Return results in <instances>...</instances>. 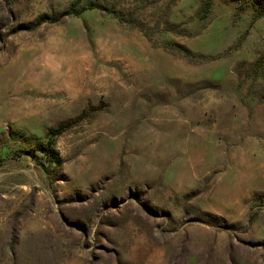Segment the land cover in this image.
I'll return each mask as SVG.
<instances>
[{"label":"rangeland","instance_id":"374dc122","mask_svg":"<svg viewBox=\"0 0 264 264\" xmlns=\"http://www.w3.org/2000/svg\"><path fill=\"white\" fill-rule=\"evenodd\" d=\"M76 1L0 0V264H264V0Z\"/></svg>","mask_w":264,"mask_h":264},{"label":"trees","instance_id":"16d2710c","mask_svg":"<svg viewBox=\"0 0 264 264\" xmlns=\"http://www.w3.org/2000/svg\"><path fill=\"white\" fill-rule=\"evenodd\" d=\"M82 1L83 0H77L75 3L71 5V7L76 8L80 6L82 4ZM94 8H98L99 10H104L103 7H93V9ZM82 10H86V8H83ZM73 15L74 13H72V11L70 10L67 13L61 15L58 19L56 18L50 19L47 15H43V16H39L34 22H32V24L30 23L29 26L36 28V27H41L44 24L55 25L61 22V20L71 17ZM64 128L66 127L61 126L55 132H57V134H60L61 132L64 131ZM42 152H43L42 158L45 159L47 162H49L50 165L55 168L56 172L60 173L64 166V161L61 153L55 147L52 137L50 136L48 137V141Z\"/></svg>","mask_w":264,"mask_h":264}]
</instances>
